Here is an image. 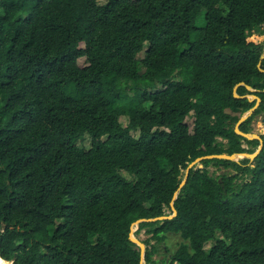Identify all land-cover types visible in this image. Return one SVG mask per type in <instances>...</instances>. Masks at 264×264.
I'll use <instances>...</instances> for the list:
<instances>
[{
  "label": "trees",
  "instance_id": "16d2710c",
  "mask_svg": "<svg viewBox=\"0 0 264 264\" xmlns=\"http://www.w3.org/2000/svg\"><path fill=\"white\" fill-rule=\"evenodd\" d=\"M263 53L264 0H0V258L141 264L131 226L173 213L188 165L260 145L235 131L256 100L233 90L261 99L250 133ZM261 137L253 161L191 170L177 216L138 224L147 264H264Z\"/></svg>",
  "mask_w": 264,
  "mask_h": 264
},
{
  "label": "water",
  "instance_id": "95a60500",
  "mask_svg": "<svg viewBox=\"0 0 264 264\" xmlns=\"http://www.w3.org/2000/svg\"><path fill=\"white\" fill-rule=\"evenodd\" d=\"M264 59V53L260 59V62L258 64V67L261 71L264 72V69L261 67L262 61ZM245 85L247 87V89L254 93L257 90L246 85L244 82L238 83L235 87H234V96L237 98H248L249 100L253 101L256 100V103L253 107H251L249 110H247L246 112H244L242 114V116L240 117L239 121L237 122L236 126H235V131L237 134L243 136L245 139L248 140H253V139H258L260 141V145L258 146V148L253 152V153H248V154H240V153H235V154H213V155H205L202 157L197 158L196 160H194L192 163H190L187 167V169L184 172V177L182 182L180 183V186L178 188V190L175 192L173 200L171 202V207H172V214H168V215H163V216H159V217H155V218H141L138 219L137 221H135L132 226H131V231H130V240L135 243L141 251V264H147L146 260H145V255H146V249H147V245L143 242V240H141L140 238L136 237L134 235L135 231L138 229V224L141 222H154V221H164L167 219H172L175 216H177V209L175 208V200L178 197L179 191L181 190V188L187 183L188 177L190 175L191 170H196L200 167V163L204 160L207 159H221V160H230V161H240L241 159L244 158H248L251 161H253L255 159V157L260 153V151L263 148V139L261 137V135H257V134H253V133H245L243 131L240 130V125L259 107L261 99L260 97H258L255 94H247V95H239L238 94V88L240 86ZM12 263V262H11ZM13 264V263H12Z\"/></svg>",
  "mask_w": 264,
  "mask_h": 264
},
{
  "label": "rangeland",
  "instance_id": "374dc122",
  "mask_svg": "<svg viewBox=\"0 0 264 264\" xmlns=\"http://www.w3.org/2000/svg\"><path fill=\"white\" fill-rule=\"evenodd\" d=\"M107 2V0H99L100 4H105ZM147 48V47H146ZM144 56V51L141 52L138 55V58H142ZM78 64L81 67H85L87 65L86 59L85 57H82L78 60ZM193 121H194V116L190 115L186 120H185V124L188 125V127L190 128V131L192 132L193 130ZM120 122L123 126H127L129 123L128 117H121L120 118ZM252 127L253 129L251 130V133L253 134H257V135H262L264 133V113H262L261 115H258L257 117L254 118L253 123H252ZM135 136H137V133L134 134ZM224 142H226V140L224 139H220ZM242 143L244 145L245 148H248V145L246 144L245 140H242ZM85 146L86 148H90L91 146V139L89 138V136H85L80 142H79V146ZM211 171H217V173H222L225 169L220 167H214L211 166L210 167ZM233 172V171H231ZM124 175L126 177H129V175L127 173H124ZM167 214H169V210H167ZM136 232V231H135ZM134 235L138 238H140L141 240H145L148 238V235L145 233V230H142L139 234H135ZM182 241V238L180 236V234L177 233H169L167 234V246L169 247L170 252H174L177 247L180 245ZM152 243H154V241H152ZM166 244H162L159 246V251L155 254V258H159L161 257V253L162 252H166ZM211 246V242H209L206 245V248H209ZM169 251H167L168 253ZM10 263V261H9Z\"/></svg>",
  "mask_w": 264,
  "mask_h": 264
},
{
  "label": "bare ground",
  "instance_id": "6f19581e",
  "mask_svg": "<svg viewBox=\"0 0 264 264\" xmlns=\"http://www.w3.org/2000/svg\"><path fill=\"white\" fill-rule=\"evenodd\" d=\"M0 264H12V263L11 262L9 263V261H5L0 258Z\"/></svg>",
  "mask_w": 264,
  "mask_h": 264
}]
</instances>
